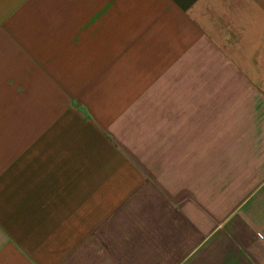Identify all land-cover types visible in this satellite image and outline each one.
<instances>
[{"label": "crops", "instance_id": "obj_1", "mask_svg": "<svg viewBox=\"0 0 264 264\" xmlns=\"http://www.w3.org/2000/svg\"><path fill=\"white\" fill-rule=\"evenodd\" d=\"M0 264H264V0H0Z\"/></svg>", "mask_w": 264, "mask_h": 264}]
</instances>
